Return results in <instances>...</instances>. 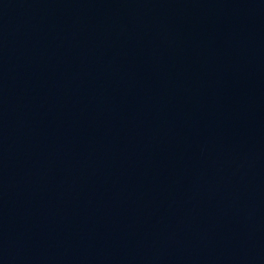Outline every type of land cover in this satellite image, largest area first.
Returning a JSON list of instances; mask_svg holds the SVG:
<instances>
[{"label":"water","instance_id":"obj_1","mask_svg":"<svg viewBox=\"0 0 264 264\" xmlns=\"http://www.w3.org/2000/svg\"><path fill=\"white\" fill-rule=\"evenodd\" d=\"M0 264H264V0H0Z\"/></svg>","mask_w":264,"mask_h":264}]
</instances>
